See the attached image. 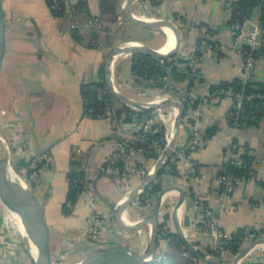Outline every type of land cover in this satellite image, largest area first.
Instances as JSON below:
<instances>
[{
  "label": "crops",
  "instance_id": "obj_1",
  "mask_svg": "<svg viewBox=\"0 0 264 264\" xmlns=\"http://www.w3.org/2000/svg\"><path fill=\"white\" fill-rule=\"evenodd\" d=\"M70 1L73 6L81 0ZM117 1L121 7L126 0ZM3 6L7 50L0 76V105L7 109L8 120L19 116L20 131L29 141L30 147H22L19 156L14 157L17 168L23 170L28 167L37 153L47 152L51 156L50 165L42 171L40 181L32 183L44 203L45 215L51 227V248L55 260L62 259L69 251L73 254L75 251L79 254L80 251L81 255L91 249L85 227L90 211L89 194L92 192L98 197V210L104 213L106 228L102 244L122 242L143 251L149 239L148 224L142 230H124L120 227L122 231L116 232L114 223L117 224V205L144 177L135 175L130 181H125L101 168L108 155L130 138L131 132L123 127L121 121L118 129L114 120L88 116L84 112L82 84L100 78L101 65L105 63L111 48L118 43L97 47L89 45L79 39L69 26L70 12L58 16L52 12L46 0H3ZM84 8L88 14H98L101 12L100 0H85ZM133 10L166 18H173L175 13L180 16L181 19L177 20L184 22L185 28L182 30L181 47L176 54L195 45L200 35H208L220 45L219 48L204 51L201 78L195 85L198 98L194 105L201 107L199 119L205 137L204 145L194 153L192 162L186 159L175 163L174 169L163 177L160 186L178 185L184 189L185 198L179 209V217L183 228L188 229L186 234L189 240L200 251H206L211 246V237L194 228L201 212L193 201L195 195L213 209L222 227L231 233L243 227L261 228L264 226V188L260 183L264 179V123L233 126L229 120L232 100L229 97L213 100L208 95L212 84L232 81L241 76L242 58L230 29V9L222 0H160L157 5H153L150 0H136ZM118 19H121L120 14ZM119 20L118 24H121ZM252 26L253 22L247 24V28ZM110 27H113L111 23ZM151 32L165 33L163 27H151ZM129 39L154 48H159L167 40L166 33L160 44L140 38ZM122 55L129 60L127 85L134 94L126 93L118 84L122 76L117 74V67ZM132 69V56L126 53L118 55L112 66L114 82L119 90L135 98L140 91H147V87L141 80H132ZM175 70L170 72V83L180 89L186 88L188 76L178 67ZM253 81L255 85L264 84V57L257 62ZM115 104L121 109L128 108L121 101ZM5 131L12 138L18 134L9 128H5ZM189 133V126L183 123L179 134ZM230 141L236 143L240 152L248 151L254 156L251 161L252 177L237 186L229 202H222L217 175L222 166L223 148ZM76 147L82 148L86 155L83 170L87 189L78 197L71 212L66 214L63 204L70 187L68 171L71 161L79 160L82 165L84 160L74 150ZM159 155L151 149V152L137 153L135 157L151 169ZM171 190L173 193L170 198H163L160 219H165L168 213L166 223L170 232L177 233L171 214L179 191L175 188ZM151 211H145L133 202L125 214L133 222ZM3 212L0 211V221L3 220ZM17 238L7 229L0 232V264H34L31 246L27 252L25 241L21 237ZM168 242L161 240L159 246V254H163L165 259L173 257L170 253L165 255L170 250ZM191 258L193 264L198 263L197 259ZM75 259L74 256L72 260Z\"/></svg>",
  "mask_w": 264,
  "mask_h": 264
},
{
  "label": "built area",
  "instance_id": "obj_2",
  "mask_svg": "<svg viewBox=\"0 0 264 264\" xmlns=\"http://www.w3.org/2000/svg\"><path fill=\"white\" fill-rule=\"evenodd\" d=\"M222 1L231 11L230 29L234 37V43L242 58L240 76L242 86L236 88L234 86L217 84L215 88L209 87L208 95L213 100H219L223 97H229L232 100L229 109V120L233 126L239 127L247 124L258 125L264 123V90L248 88L247 84L254 80L257 62L261 57H264V27L259 20L261 5L252 9L251 7L239 8L235 5L236 0ZM51 7L59 11L65 10V13L70 12L68 20L69 26L72 30H76L78 35L86 42H97L107 31L108 23L100 15H87L84 11L76 8L75 5L72 6L70 0H53ZM122 7H124V4ZM143 16L152 20L170 19L178 26L181 32L185 28V23L180 20L145 13ZM249 22H253V26L250 30H247V24ZM130 42H132V40L119 44H127ZM176 42L175 36V43L169 47L165 53L172 50L176 46ZM245 45H247V47H244ZM206 47L212 49L219 48L220 45L208 35H200L198 42L192 47L188 54L183 52L180 53V50V54L178 53L172 56L151 55L149 58L138 59L134 54L126 53L132 56V80H141L147 87V91H140L135 99L142 101L177 99L185 103V111L188 109L187 113L184 111L185 115L183 114L181 125L186 123L189 126L190 133L188 135L179 134L172 148L171 155L166 159L164 167L155 180L154 185L162 186L163 177L174 169L175 163H180L186 159L192 162L191 159L194 153L200 150L204 145L205 137L201 131L199 119L201 107L200 105H194V103L198 98L195 85L201 78L199 61ZM174 66L178 67L182 72L193 79V84H190L189 81L186 88L180 89L170 83L169 75ZM111 75L114 81L112 68ZM148 90L159 91L154 97L147 99ZM96 91L97 97L104 103L103 110L99 116L114 120L117 123L118 129L119 122L121 121L123 127L129 129L131 132L130 138L125 140L122 146L108 155L101 168L104 171L113 172L119 179L125 181H130L135 175L141 178L145 177L150 170V166L144 161L141 162L137 160L135 155L137 153L144 154L149 148L155 150L158 154L163 152L174 133V124L179 113L178 107L170 106L156 108L151 110L149 114H141V112L146 110L137 106H130L127 104V109L118 107L115 104V99L108 94V88L99 85L96 86ZM88 116H90V114ZM12 121L7 123L1 121L0 123V152L4 151L6 154L3 157L10 170L19 176L27 185L36 189L32 182L40 181L42 171L50 165L51 156L47 152L37 153L32 158L28 167H25L23 170L18 169L14 162V157L19 156L22 147L29 148L30 145L23 134L18 135L19 137L15 142L11 140L12 138L6 133L5 128L17 129L19 125V116ZM160 125L165 126L163 136L156 135L160 130L158 128ZM235 147L236 145L230 141L223 148L222 166L217 175V180L220 184V199L222 202H226L231 198L240 183L252 177L251 174L244 173L238 175L228 170V164L241 167L247 165L241 152L237 151ZM74 150L84 159L83 164L80 166L84 169L86 155L80 147H76ZM171 158H173V160H170ZM75 183L80 187L78 192L79 197L86 192V177H78ZM154 185H148L143 190L142 194L134 201L145 211H151L155 203L157 194L152 191ZM262 187L264 188V185H262ZM97 200L98 197L93 192L89 194L88 204L90 206V211L86 219L85 234L89 238L92 247L103 245V231L106 228L103 220L104 213L98 210ZM193 201L201 210L198 223L194 225V228L211 237L210 248L215 252L213 254L206 252L205 255L207 257L216 258L220 264H231L236 254L242 249L250 245L253 241L264 238V232L247 229L244 235H242L239 250L234 252L231 248L233 233L222 227L218 215L211 207L205 205L198 195L193 197ZM3 208L4 205L0 200V209L4 211L3 220L0 221L1 233L4 232V224H8L10 220V216L5 210L6 208ZM161 221L160 242L161 240L169 241L167 237L170 232L169 226L163 217ZM114 225L115 230H117L116 232L122 231L116 223H114ZM184 230L188 233L187 228ZM263 252L264 243H257L239 260L238 264H264ZM185 254L197 259V264H207L199 260L196 255H193L189 250L185 251Z\"/></svg>",
  "mask_w": 264,
  "mask_h": 264
},
{
  "label": "water",
  "instance_id": "obj_3",
  "mask_svg": "<svg viewBox=\"0 0 264 264\" xmlns=\"http://www.w3.org/2000/svg\"><path fill=\"white\" fill-rule=\"evenodd\" d=\"M136 0H126L123 11L126 18L138 25L148 27H169L176 36V46L167 53L159 48L151 47L145 43L138 42L117 44L111 48L105 61V79L106 84L112 95L119 101L130 106H137L144 110H153L168 106L178 107L179 113L174 124V133L169 144L159 155L156 163L151 167L143 180L131 189L127 197L119 203L115 209V219L119 227L124 230H142L146 224L150 226L149 239L146 248L139 251L130 245L122 242L110 243L92 247L88 250L76 264H150L157 259L160 246V211L164 195L171 189H177L179 196L172 210V219L175 224L176 232L184 242L188 250L196 257L207 264H220L214 257H207L199 248L189 240L184 231L183 224L179 217V209L185 198V191L178 185L166 186L158 192L151 213L145 214L137 221L128 225L124 222V216L129 206L138 198L143 190L154 183L164 167L166 159L171 155L172 148L179 136L182 117L185 111V103L177 99H168L163 101H142L126 95L117 87L112 79L111 68L114 60L121 53H143L156 56H172L176 54L182 44V32L178 26L170 19L152 20L142 17L133 10V4ZM7 50V27L6 17L3 6V0H0V76L2 74L4 59ZM0 200L11 215L17 213L20 221L25 227L27 234L32 238V242L37 249V256L34 258V264H59L55 260L51 248V227L45 215L44 203L41 196L32 186L20 184L12 176L4 157L0 153ZM12 216V215H11ZM14 216V215H13ZM12 216V217H13ZM257 243H264V238L253 241L239 253L236 254L231 264H238L239 260Z\"/></svg>",
  "mask_w": 264,
  "mask_h": 264
},
{
  "label": "trees",
  "instance_id": "obj_4",
  "mask_svg": "<svg viewBox=\"0 0 264 264\" xmlns=\"http://www.w3.org/2000/svg\"><path fill=\"white\" fill-rule=\"evenodd\" d=\"M48 5L50 6L52 12L58 16H63L65 15V10L59 11L56 9H53L52 6V2L53 0H46ZM152 2L153 5H157L160 3V0H150ZM235 5L239 8H247V7H251L255 8L256 6H260V13H259V20L262 24V26L264 27V0H236L235 1ZM75 7L84 11V13H86L87 15H93V14H88L86 10H84L85 8V0H81L78 3L75 4ZM100 7H101V12L98 13V15H100L104 20H106L108 22V26H107V33H105V35H103L100 40L98 39L97 42L93 43V42H87L89 45L93 46V47H97V46H108V45H112L113 43V29H111V31L109 30L110 24L114 22L118 15L121 12V7L119 6V3L117 0H100ZM174 20L177 19H181L180 16H178L176 13L174 14L173 17ZM74 34L79 38L84 40L80 35H78L77 31L74 30ZM97 37V35H96ZM85 41V40H84ZM244 47H247V45H245ZM134 56L138 59L141 58H149L151 57V55H147V54H143V53H135ZM176 67L174 66L172 70H175ZM100 78L98 80L95 81H90V82H85L82 84V95L84 98V112L86 115L92 116V117H100V113L103 110L104 107V103L103 101H101L98 97H97V91H96V86H104L106 88L107 84H106V79H105V63H103L100 67ZM177 73V72H175ZM186 75V77L188 76L186 73H184ZM189 81L190 83H193V79H191L189 76ZM217 84H221L223 86H234L236 88H240L242 86L241 83V79L236 78L232 81H221L218 83H214L211 85V88H215ZM248 88H258V89H262L264 90V84L261 85H255L254 81L252 80L251 82H249L247 84ZM108 94L110 95V97L114 98L115 97L112 95V93L110 92V90L108 91ZM127 106V105H126ZM151 112V110H147L144 112V114H149ZM160 130L159 132L156 133V135H164V131H165V126L164 125H160L158 127ZM235 145L236 143L233 142ZM235 149L237 151L238 147L236 146ZM153 151V149H152ZM147 152H151V149L149 148ZM241 155L244 157L245 162H246V166L245 167H241V166H236L234 164H228L227 168L228 170L236 173V174H251L252 173V168H251V161H253L254 156L251 155L248 151L245 152H241ZM81 164L79 162V160H72L71 161V168L68 171V179H69V183H70V187H69V191L67 194V200L66 202L63 204V212L68 214L71 212L72 207L74 206V204L76 203L77 199H78V192L80 190V187L75 183L76 179L78 177H84L85 176V171L80 167ZM261 185H264V179L260 180ZM161 187L159 185H154L152 188V191L157 194L160 191ZM169 214L166 213L165 214V221L168 219ZM253 230V231H260V232H264V226H262L261 228H257V227H250V228H240L238 229L236 232L233 233V239L231 241V248L233 249L234 252H237L240 248V242L242 240V235H244V233L246 232V230ZM167 237L169 238V247L170 250L166 251L167 255L168 253L172 254L173 257L170 258L172 264H193L194 260L188 256H186L183 252L184 251H188V248L184 245V242L180 239L179 235L175 232H169ZM171 249H173V252L171 253ZM201 252L203 254H205L206 252L208 253H215L214 250H212L210 247H208V249H206V251L201 250ZM185 259V260H184ZM165 256H163V254H158L157 259L150 263V264H165L164 263ZM179 260V261H178ZM169 264V263H168Z\"/></svg>",
  "mask_w": 264,
  "mask_h": 264
},
{
  "label": "rangeland",
  "instance_id": "obj_5",
  "mask_svg": "<svg viewBox=\"0 0 264 264\" xmlns=\"http://www.w3.org/2000/svg\"><path fill=\"white\" fill-rule=\"evenodd\" d=\"M139 15H143L144 13H141L139 12L138 13ZM119 16V15H118ZM148 16V15H146ZM120 20L117 19L115 20V22H112V28L110 29H113V43H121V42H126V41H133V39H129V38H140L142 40H145V41H148V42H151L153 44H160L163 39H164V34L165 33H155L153 34L151 32V27H148V26H142V25H137L136 23L130 21V20H127L125 14H124V11H123V7L121 6V12H120ZM118 20L121 22V24H118ZM106 21V20H105ZM107 22V21H106ZM108 23V22H107ZM110 24V23H109ZM181 28V27H180ZM109 29V30H110ZM251 28H247V30H250ZM108 31H106L107 33ZM105 35V34H104ZM194 46V45H193ZM192 46V47H193ZM191 48L189 49H182L181 52L185 53V54H188L190 51H191ZM207 49H210L208 47H206L204 49L207 50ZM203 51V53H204ZM202 53V57H203V54ZM201 61H202V58L200 59L199 61V65L201 66ZM201 69V68H200ZM117 74H120L122 77H119L118 79V84L119 86L121 87V89L123 91H125L126 93L128 94H134V91L133 89H131V87H129L127 85V78L129 76V60L127 57H124L123 55L121 56V58L119 59L118 61V67H117ZM148 95H147V99H150L152 97H154L155 94L158 93L157 90H154V91H150L148 90ZM115 102L119 103V101L115 98ZM7 114H8V111L7 109L0 105V120L1 121H5V123L9 122V121H12V120H15V117H13L11 120H8L7 118ZM0 121V123H1ZM13 122V121H12ZM12 130V129H11ZM21 122H20V118H19V125L17 126V129H15L14 131H17L18 134H16L14 138H12L11 140L13 142L17 141L18 139V135H22L23 133H21ZM1 152H4V151H1ZM252 164V163H251ZM252 175V173H251ZM231 199V198H230ZM230 199H228L226 202H229ZM5 209V207L3 208ZM1 210V209H0ZM6 210V209H5ZM114 210V209H113ZM112 210V211H113ZM7 211V210H6ZM8 212V211H7ZM9 214V213H8ZM10 216V214H9ZM12 217V216H11ZM10 217V220L8 221V224H4V230H8L9 232L12 233L13 237L17 236L19 238L17 239H20V237L22 238V241L26 243L27 245V248L25 247L26 251L28 252V250L30 249V244H29V241H28V238L26 236V233L25 231L22 230V228L14 221V219H11ZM13 218V217H12ZM148 232H150V228H148ZM92 248V247H91ZM76 252V251H75ZM74 254L71 253L70 251L69 252H66V254L64 255V257L62 259H57L58 262H65L66 263H72V264H75L77 263L80 258L84 255L85 252L81 253L80 254V251H79V254H76L78 253V251ZM73 254V255H72ZM74 256L77 258L74 260H72V258H74ZM185 260V259H184ZM179 261V260H178ZM164 263L165 264H172L171 260H170V257L166 260H164Z\"/></svg>",
  "mask_w": 264,
  "mask_h": 264
},
{
  "label": "bare ground",
  "instance_id": "obj_6",
  "mask_svg": "<svg viewBox=\"0 0 264 264\" xmlns=\"http://www.w3.org/2000/svg\"><path fill=\"white\" fill-rule=\"evenodd\" d=\"M142 17H145V16H143L142 15ZM164 31H165V33H166V38H167V40H166V43L165 44H163L162 46H160L159 47V50L160 51H162V52H166V50L169 48V47H171L174 43H175V33H174V31L171 29V28H169V27H164ZM139 41H132V42H130V43H135V44H137ZM129 43V44H130ZM11 174H12V176L18 181V183H20V184H25V182L19 177V176H17L12 170H11ZM173 192H172V190H169L165 195H164V199H167L171 194H172ZM170 198V197H169ZM130 211V210H129ZM11 215L13 216V218L11 217ZM10 215V217H11V219H14V221L22 228V230L23 231H25V233H26V236H27V238L29 239V244H30V246H31V252H32V255L34 256V257H36L37 255V249H36V247L34 246V244H33V242H32V238H31V236L29 235V234H27V232H26V230H25V227H24V225L22 224V222L20 221V217H19V215L17 214V213H12ZM124 222L126 223V224H128V225H130V224H132V221L128 218V216H127V214L124 216ZM59 264H72V263H66V261L65 262H59ZM76 264V263H75Z\"/></svg>",
  "mask_w": 264,
  "mask_h": 264
}]
</instances>
